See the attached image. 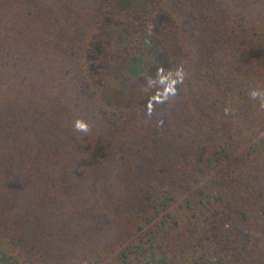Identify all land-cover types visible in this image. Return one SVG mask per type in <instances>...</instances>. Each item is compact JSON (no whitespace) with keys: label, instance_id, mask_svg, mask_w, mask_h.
<instances>
[{"label":"trees","instance_id":"16d2710c","mask_svg":"<svg viewBox=\"0 0 264 264\" xmlns=\"http://www.w3.org/2000/svg\"><path fill=\"white\" fill-rule=\"evenodd\" d=\"M0 264H264V0H0Z\"/></svg>","mask_w":264,"mask_h":264},{"label":"rangeland","instance_id":"374dc122","mask_svg":"<svg viewBox=\"0 0 264 264\" xmlns=\"http://www.w3.org/2000/svg\"><path fill=\"white\" fill-rule=\"evenodd\" d=\"M162 39L164 41V44L163 46H160V48L162 50V54H165V56L163 57L164 61L161 63L160 69L164 70L166 73H164L163 71L162 74L164 77L158 80V83H160V85L164 82L166 78L165 74H167V72L175 66L178 60L177 45L173 39L172 34L170 32H166L162 35ZM103 82L104 81H102V83ZM113 88L115 89V91L106 90L104 95L106 102L115 106H130L136 103L141 104L154 97H150L148 92L153 90L157 93L156 90H158V87L154 86V82L149 83L148 85L140 86L136 89L129 88L128 90L123 91L117 90L115 87Z\"/></svg>","mask_w":264,"mask_h":264},{"label":"clouds","instance_id":"9594fccd","mask_svg":"<svg viewBox=\"0 0 264 264\" xmlns=\"http://www.w3.org/2000/svg\"><path fill=\"white\" fill-rule=\"evenodd\" d=\"M253 95H255V93H253ZM76 127L79 129H84L85 125L83 123L77 122Z\"/></svg>","mask_w":264,"mask_h":264}]
</instances>
